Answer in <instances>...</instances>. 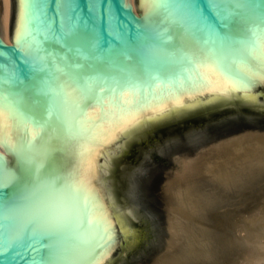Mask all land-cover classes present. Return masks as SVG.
<instances>
[{"label": "water", "instance_id": "1", "mask_svg": "<svg viewBox=\"0 0 264 264\" xmlns=\"http://www.w3.org/2000/svg\"><path fill=\"white\" fill-rule=\"evenodd\" d=\"M17 21L10 0L9 44L0 0V264H151L169 169L264 129V0H26Z\"/></svg>", "mask_w": 264, "mask_h": 264}, {"label": "bare ground", "instance_id": "2", "mask_svg": "<svg viewBox=\"0 0 264 264\" xmlns=\"http://www.w3.org/2000/svg\"><path fill=\"white\" fill-rule=\"evenodd\" d=\"M2 1H3V4H2L3 5V15H2L3 34H2V37H3V40L5 42H7L9 44H13V42L8 38V21H9L10 0H2ZM25 3H26V0H18V21H17L16 30H15L17 37H22L23 32H24ZM131 5H132L133 12L137 16H140V14H138V11L135 8L134 3H131ZM252 141H253V139H252ZM249 142L251 143V141H249ZM249 142L247 141V143H249ZM223 144H221V143L216 144L212 147L210 145L211 148H208V149L205 148L206 150L203 153H201L200 155H197L195 159H203L204 155L209 153L208 151L210 149L217 148L220 145H221L220 147H222ZM231 144H228L225 142V144L223 145L225 147H222L221 150L217 151L218 155H228L227 159L225 161H220L218 163L215 162L216 164H214L213 162L215 160L217 161V159L215 158V160L212 161L213 165L210 163L211 166H209L207 168L205 167L203 172L197 170L196 168L193 169V165L190 163H188L187 165H184L185 163L180 160L181 162L179 161L180 163H179L178 167L176 169H174L176 171H174L175 174L173 175V178L171 180H169L167 182V185H166L169 205L173 204V206H172L173 208L171 210H169V221L174 219L175 222L173 221V223H174V225L176 224L175 226H173L174 228L176 227V229L174 231H173L172 225H170V228H171L170 237L174 236L176 239L178 238L179 242L180 241L182 242L181 247H179V243L175 246H178V248L183 247V249L186 252L188 251L187 252L188 254L190 253L193 256H196L198 259V260L196 259L197 261H199V259H200V262L206 263V264L208 263L209 258H211V256L214 254V252H213L214 248H215L214 247L215 245L213 246L214 243L211 244V242H210V246L208 247V250L206 252H204V250L202 249L204 253L203 252L201 253L200 251H198V247H196L197 243H195V249H193L194 243H192V242L195 239H188L187 235H190V234H187L188 224L186 226H185V224L187 222L189 223V221L190 222L193 221L194 224H200V225L204 226V228L206 227L208 229H212L214 232V229H217V228H214V226L216 225L215 221H216L217 214L219 213L218 211L220 210V207L229 204L231 199H237L236 198L237 195H240L243 198V197H246V196L253 194L252 193L253 188L256 187L258 184L264 183V159L262 158L263 155L261 157V155L258 154L259 150H261L262 147L254 146L252 144L251 146L252 147L254 146V147L252 149L246 150L245 148H243L246 146V144H245V146L243 145L244 143L242 145H237L234 147H231L230 146ZM249 144H247L248 147H249ZM259 145H261V144H259ZM258 147H260V148H258ZM263 149L264 148H262V150ZM250 150H252V152H254V155H253V153H251L253 156L249 157V159L246 158V160H245L244 155L247 154L248 151H250ZM0 153L4 157H8L7 152L1 147H0ZM231 154H233V155H231ZM234 154H239V155L234 156ZM251 154H249V155H251ZM220 158H222V156ZM220 158H218V159H220ZM196 164H194V165H196ZM190 169H192L193 171ZM196 170L198 171L197 173H196ZM200 173H202L203 176ZM178 180H180L181 183H179L178 186H176V183ZM175 189H177V190H175ZM260 192H261V190H260ZM240 201H241V199H240ZM244 201L245 200H243V202ZM243 202H241V203L243 204ZM258 216H260V213ZM231 217H229V218L231 219ZM237 217H239V216H237ZM236 219H238V218H236ZM233 220L231 219V222L238 221V220H236V221L235 220L233 221ZM219 221L221 222V220H219ZM239 222H240V220H239ZM239 222L236 223L237 227L239 225ZM241 222L243 224V221H241ZM251 222H252V220H251ZM245 223H247V222H245ZM169 224H171V223L169 222ZM254 224H255V222H254ZM240 226L244 227V225H240ZM242 227H241V229H242ZM238 228H240V227H238ZM227 229H229V228H227ZM227 229H224V230H227ZM175 232L177 235H175ZM190 232H193V231H190ZM198 232H200V231H198ZM201 232L203 234L202 229H201ZM195 233H197V232H195ZM193 235H194V233H193ZM203 236L204 235H202V237ZM189 237H191V236H189ZM212 237H213V235H211L210 238H212ZM197 239H198V237H197ZM188 241H190V242L192 241L191 242L192 244ZM176 242H178V241H176ZM197 242H198V240H197ZM247 244L249 247L248 242H247ZM258 244L259 243H257V245ZM202 245H203V243H202ZM241 246H242V244H241ZM175 248H177V247H175ZM244 248H245V246H244ZM238 249H239V247H238ZM251 251H253V250H251ZM262 251H264V250H262ZM181 252H182V256L180 259H178L179 261H175V264H177V262L179 264H180V262H182V263H183V261L185 262L187 257L184 258V256H188V258H190V256H189L190 254L186 255V252L185 253L183 251H181ZM170 253H171V255H170ZM170 253L167 252L168 255L172 256L171 251H170ZM179 253L180 252H178V254ZM183 253L185 254L184 256H183ZM259 255H260V253H259ZM173 256H175V255H173ZM256 257H258V256H256ZM170 259H172V258H170ZM174 259H176V258H174ZM168 261H169V259H168ZM173 261H174L173 259H172V261L170 260V262H172V263H173ZM159 262H161L160 264L164 263L163 260L159 261ZM252 262H253V260H251V263ZM167 264H169V263H167ZM187 264H190V262L188 261ZM255 264H264V257L259 256V258Z\"/></svg>", "mask_w": 264, "mask_h": 264}, {"label": "rangeland", "instance_id": "3", "mask_svg": "<svg viewBox=\"0 0 264 264\" xmlns=\"http://www.w3.org/2000/svg\"><path fill=\"white\" fill-rule=\"evenodd\" d=\"M2 4H3V1L1 0V27H2V34H3V24H2L3 5ZM252 139H253V141H252ZM247 141L248 142L251 141V143L249 142L250 143L249 144V143H247ZM225 142L228 144L232 143L233 145L231 144L230 145L231 147H234L237 145H242L244 143L243 145L245 146V144H246V146L243 148H245L246 150L252 149L254 146H260V147L264 148V145H263L264 144V129H245L243 132L237 133L232 137H230V136L224 137L220 140L213 141L210 144H208L207 146H205V147H203L197 151L199 152V151L206 150V149L211 148L212 146H214L216 144H220V143L225 144ZM247 144H249V147L247 146ZM252 144L254 145L253 147L251 146ZM259 144H261V145H259ZM210 145H211V147H210ZM223 145H222V147H225ZM220 146L217 148L210 149L208 151L209 153L204 155L203 159H195L196 155H197L196 154L197 151H196L195 153H190V154L184 156L183 158L179 159L178 161H180V160L183 161L185 163V164L183 163L184 165H187L188 163H190L193 165V169L196 168L197 170L203 172L205 167L207 168V167L211 166L210 163L213 165V163L216 164L220 161H225L227 159L228 155H218L217 154V151L222 149V147H220ZM260 147H258V148H260ZM262 148H261V150H259L260 153L258 152V154L261 155V157L263 155L262 158L264 159V149L262 150ZM250 151H248V153L245 154L246 156L244 155L245 160H246V158L249 159V157L254 155V152H252V150H250ZM251 153H253V155ZM249 154H251V155H249ZM231 155H233V154H231ZM237 155H239V154H234V156H237ZM219 156L220 157L222 156V158H220ZM215 158L217 159V161L215 160ZM218 158H220V159H218ZM212 161H214V162L212 163ZM194 164H196V165H194ZM175 169H176V167H175ZM170 170H174V167L172 169L170 168L169 171ZM190 170H192V169H190ZM197 170H196V173L198 172ZM200 174L202 175V173H200ZM167 181H169V179L165 180V182H167ZM179 183H181L180 180L177 181L176 186H178ZM175 190H177V189H175ZM260 190H261V192H260ZM252 193L253 194H251L249 196L243 197L244 199L240 195H237V197H236L237 199H231L229 204L220 207V210L218 211L219 213L217 214V217H216L217 222L215 221L216 225L214 226V228H217V229H214V232L212 229H208L206 227L204 228V226H202L200 224H194V222L192 220H191L192 222L189 221V223L187 222L185 224V226L188 224L187 227H188L189 233L187 232V234H190V235H187L188 239H195V240H193V242L191 241L192 243H194L193 249H195V243H197L196 247H198V251H200L202 253L204 250V252H206L208 250V247L210 246V242H211V244L214 243L213 244V246L215 245L214 246L215 248L213 251L214 254L211 256V258H209V261L207 264H247V263L248 264H255L256 261L258 260L259 256L264 257V251H262V250H264V243H263L264 242V231H263L264 230V214H263L264 213V199H263L264 198V183L258 184L256 187H254L252 190ZM240 199H241V201H240ZM243 200H245V201L243 202ZM241 202H243V204ZM172 206H173V204H170L168 206V209L171 210L173 208ZM259 213H260V216H258ZM228 216L231 217L232 220L234 219L235 221L236 220H238V221L231 222V219ZM237 216H239V217H237ZM236 218H238V219H236ZM250 219L252 220V222ZM219 220H221L222 223ZM239 220H240V222H239ZM173 221L175 222L174 219L170 220L169 222L171 223L170 225H172V228L174 231L176 229V227L174 228L173 226H175L176 224L174 225ZM241 221H243V224ZM238 222H239L238 227H240V228L237 227L236 223H238ZM245 222H247V223H245ZM254 222H255V224H254ZM240 225H244V227H242ZM241 227H242V229H241ZM227 228H229V229H227ZM201 229L203 231V234L201 232ZM224 229H227V230H224ZM190 231H193V232H190ZM198 231H200V232H198ZM195 232H197V233H195ZM193 233H194V235H193ZM201 234L204 236L202 237ZM175 235H177L176 232H175ZM211 235H213L212 238H210ZM189 236H191V237H189ZM197 237H198V239H197ZM196 239L198 240V242ZM245 240L249 243V247H248V244ZM176 241H178V242H176ZM188 242H190V241H188ZM178 243H179V247H181L182 242L181 241L179 242L178 238L176 239L174 236L170 237V241H169V244L167 246V249L158 258H156L151 264H158V263L160 264L161 262H159V261H162V260L164 262L163 264H167V263L175 264V261H179L178 259H180L182 256L181 251L184 252L185 250L183 249V247L178 248V246H175ZM202 243H203V245H202ZM257 243H259V244L257 245ZM241 244H242V246H241ZM244 246H245V248H244ZM175 247H177L178 249ZM238 247H239V249H238ZM251 250H253V251H251ZM170 251L172 252V256L173 255H175V256H173V257L170 256L171 255ZM167 252L170 253V255H168ZM178 252H180V253L178 254ZM187 252H186V255H189L190 253L188 254ZM184 253H183V256L185 255ZM259 253H260V255H259ZM189 256H190V258H188V256H184V258L187 257L186 261L185 262L183 261V263L180 262V264L181 263L187 264L188 261L190 262V264L191 263L192 264H206V263L200 262V259H199V261H197L198 260L197 257L193 256L192 254H190ZM256 256H258V257H256ZM170 258H172L174 260L173 263L170 262V260L172 261V259H170ZM174 258H176V259H174ZM168 259H169V261H168ZM251 260H253L252 263H251ZM177 264H179V263L177 262Z\"/></svg>", "mask_w": 264, "mask_h": 264}]
</instances>
